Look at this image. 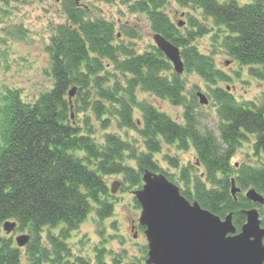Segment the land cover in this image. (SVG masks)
Returning <instances> with one entry per match:
<instances>
[{
  "label": "trees",
  "instance_id": "trees-1",
  "mask_svg": "<svg viewBox=\"0 0 264 264\" xmlns=\"http://www.w3.org/2000/svg\"><path fill=\"white\" fill-rule=\"evenodd\" d=\"M166 1L134 0L129 9L145 13L152 31L181 47L186 72H194L212 85L208 90L220 121L219 137L208 129L200 132L194 112L196 97L187 103L181 77L165 74L170 64L163 60L161 52L155 48L139 51L123 39L114 43L117 35L112 23L86 20L84 11L67 3L64 11L71 25H59L47 48L51 89L33 103H25L18 91L8 89L0 102V264H20L22 253L28 264H71L64 262L70 257L66 248L70 233L92 211L100 219L112 214L114 196L103 176L122 174L130 188L141 187L145 170L162 172L172 181L153 159V154L161 149V141L177 143L179 149H187L190 143L204 169L202 176L191 180L186 171H181L180 180L186 188H180V192L186 199L197 201L221 218L231 212L237 231L245 222L243 210L257 207L264 217V205L251 203L242 192L234 199L229 190L230 178L234 176L242 191L254 188L264 196V167L242 164L234 175L231 163L238 147L250 136L253 154L264 155V97L259 105L239 103L226 86H218L217 83L228 81V76L215 68L211 57L191 45L196 36L209 29L190 17L191 31L182 34L160 9ZM175 1L183 7L200 9L214 26L222 28L226 33L222 43L225 54L247 66L253 78L264 82V0H251L244 5L235 0ZM122 28L128 38L137 37L135 28ZM111 78L115 79L112 83ZM70 85L77 86V99L82 102V107H74L73 118L67 98ZM137 90L182 106L184 124L176 123L151 102L139 100ZM89 96L93 99L88 100ZM88 107L95 120L111 112L120 128L136 131L146 152H128V145L109 133L104 134L103 148L97 145L91 138L92 124L87 118H78V112ZM134 110L139 112V119L134 118ZM107 126L108 122L101 123V127ZM129 159L136 162V168L125 164ZM170 162L176 166L174 160ZM7 220L15 221L17 230L27 229L30 233L23 250L2 233L1 225ZM261 224L264 226V218ZM44 227H59L56 236L47 234L50 248L41 244ZM72 264L101 261L92 263L77 258Z\"/></svg>",
  "mask_w": 264,
  "mask_h": 264
},
{
  "label": "rangeland",
  "instance_id": "rangeland-1",
  "mask_svg": "<svg viewBox=\"0 0 264 264\" xmlns=\"http://www.w3.org/2000/svg\"><path fill=\"white\" fill-rule=\"evenodd\" d=\"M58 1L0 0V102L8 89L18 91L20 98L25 103L35 102L41 94L51 89L53 78L50 69V54L47 48L51 44V38L56 35V28L59 25H71L64 9H62L61 2ZM235 1L242 5L251 0ZM130 2L127 0H81L79 12L84 11L86 20L103 19L112 23L114 33L120 35L115 38L114 43L118 39H123L126 43L133 44L139 51H152L155 46L152 40L150 21L145 13L130 12ZM166 2L162 10L173 23L182 22L184 24L181 28L182 34L191 31L188 24L189 17L195 18V21L209 29L207 33L196 36L191 45H194L200 53L211 57L215 68L224 71L230 78L229 81L219 82L217 85L228 86L239 103L253 102L255 105H259L264 97V82L251 77L246 66L239 65L225 54V49L222 47L223 37L226 34L224 30L213 26L211 21L202 15L200 9L180 6L175 0ZM123 24L137 29V37L133 39L125 36L121 29ZM169 73L175 74L171 64L170 69L165 71L166 75ZM180 77L183 81V94L188 104L198 91L206 95L209 100L207 105H201L198 98L196 99L194 112L198 129L200 132L208 129L216 137H219L220 121L213 98L208 90V87H212V85L206 84L194 72H184ZM118 79L119 82L122 81L120 77ZM113 81L115 79L111 78L110 82ZM72 87L73 85H70L69 89ZM78 92L76 86L75 93L70 99L72 118L74 117V107H82V102L77 99ZM136 95L139 100L144 99L151 102L178 124H184L182 106L173 105L167 99L150 96L140 90H137ZM92 99L93 97L89 96L88 100ZM108 107L111 109L109 105H107ZM109 109L108 111H110ZM78 113V118L82 121L87 118L92 124L94 132L91 138L102 148L104 134L109 133L127 144L128 152L136 154L146 152L143 139L138 133L134 130L120 128L116 117L111 112L103 115L100 120L94 119V114L89 107ZM134 118H140L137 110H134ZM103 121L108 122L107 127H101ZM252 143L253 137L250 136L248 141L238 147L231 158L234 175L242 164L256 168L264 167V155L255 156ZM153 159L159 169L168 173L172 181L182 189H185L186 185L180 180L181 171H186L190 180L204 172L202 166L196 165L198 159L190 143L187 149H179L177 143L165 144L161 141V149L158 153L153 154ZM170 160H174L176 166H173ZM125 164L136 168V162L132 159L126 160ZM103 179L108 187L115 181L120 182L116 193L113 194L112 214L100 219L95 211H92L66 240V248L69 250L70 257L64 259V262L68 260L72 264L77 258H83L92 263L101 261V264H145L147 243L138 226L137 221L141 208L133 194V190L138 187L130 188L125 183L122 174L103 176ZM188 185L191 186V184ZM58 230L59 227L56 229L42 228L40 236L43 247L50 248L47 234L52 233L56 236ZM21 233L30 234L27 229L23 231L15 229L9 235L14 242V238ZM20 264H28L24 255L21 256Z\"/></svg>",
  "mask_w": 264,
  "mask_h": 264
},
{
  "label": "water",
  "instance_id": "water-1",
  "mask_svg": "<svg viewBox=\"0 0 264 264\" xmlns=\"http://www.w3.org/2000/svg\"><path fill=\"white\" fill-rule=\"evenodd\" d=\"M152 38L175 72L181 74L184 66L178 48L159 33H154ZM74 92L73 87L68 92L69 99ZM197 96L200 104H207L203 93L197 92ZM142 181L141 188L133 194L141 207L138 222L144 226L147 264H264V228L257 209L245 210L246 221L240 232L235 233L231 213L220 219L196 201H188L162 173L145 170ZM118 186V181L113 182L110 192L115 193ZM238 190L232 179L231 193L234 195ZM246 197L264 203L254 189L247 190ZM14 227V222L3 224L6 233ZM29 238L22 234L15 241L18 246H24Z\"/></svg>",
  "mask_w": 264,
  "mask_h": 264
},
{
  "label": "flooded vegetation",
  "instance_id": "flooded-vegetation-1",
  "mask_svg": "<svg viewBox=\"0 0 264 264\" xmlns=\"http://www.w3.org/2000/svg\"><path fill=\"white\" fill-rule=\"evenodd\" d=\"M71 0H59L58 2L60 3L61 2V5L63 6L64 2L66 3H69Z\"/></svg>",
  "mask_w": 264,
  "mask_h": 264
}]
</instances>
